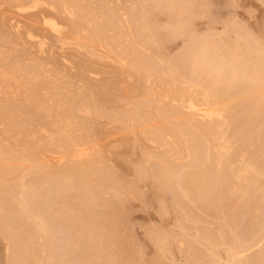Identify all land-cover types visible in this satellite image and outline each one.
Wrapping results in <instances>:
<instances>
[{"label":"bare ground","instance_id":"bare-ground-1","mask_svg":"<svg viewBox=\"0 0 264 264\" xmlns=\"http://www.w3.org/2000/svg\"><path fill=\"white\" fill-rule=\"evenodd\" d=\"M121 1L122 3H120ZM123 1L124 0H0V182L2 183V180L3 183L5 182L3 174L4 172L6 173V177L7 173L17 170L18 173H20V176L21 170L19 172V169L23 170L24 164L29 165L26 166L28 167L26 168L27 170H33V172H35H31L33 173L32 175L37 174L35 181L33 179L35 175L31 177L34 181L31 183L28 182V180H25L26 178L24 177V174L23 176L21 175L22 177H20L21 180L19 179V182L13 181V183H11V180L9 181V185L11 184V186H13L14 184L17 189H21L20 193L17 192L16 194L20 195L17 198L18 200L15 198L17 196H15L16 189L14 186L13 189L9 190L4 187L7 191V194H10V197L9 195H3L4 197L0 196V210L1 212L2 210L5 212L7 211L5 215L3 213V215L0 216V228H4L0 231L4 233V238L7 242L6 250H8V253L12 256L13 253L15 254L17 251L16 256L18 254V256H20L19 259H29L27 262L29 264H32V262L33 264H40L42 261L44 263V260H46V258L44 259V256H49L51 260V257L53 256L50 257V254H42L49 252L46 248L49 245L52 250L57 246L54 245L57 233L53 234V231V235H51L49 230L50 228L48 227L50 221L47 216L44 215L45 211L43 212L44 208L45 210L48 209L47 204L44 201L49 200L47 202H49V210H51L50 213L52 212L54 215L53 218L59 223L62 222L63 224L61 225H64V230H66L64 235L65 237L63 238L65 240L64 244L67 242L66 244H70L69 246L75 247V245L77 246V243L81 241L80 233L81 235L85 233L84 231H86L85 229L88 227L87 224H89V228L99 225L97 224V216L95 217L96 220L93 219V221L91 217H87V213H89V215L91 214V207H107V203H99V201L103 199L100 197H102V195L105 193L111 192V194L116 199H118L120 196L119 192L121 191L119 190L121 187L120 189L116 187H119L123 180L120 176L121 173H117L118 170L115 172L114 168L117 169L121 163L119 162L120 164L114 167L111 163V160L110 162L106 163V160H102L101 157L102 145H107L109 149V146L112 145L109 144V142L116 144V142L119 143L123 141L121 143L124 145L127 144L124 143L126 135L125 137L122 135H119L115 138L112 137L114 139L109 137L113 136L115 133H123V131L125 133V131L130 130V133L127 132L128 134L133 136V134L135 135L136 133L139 134V137H142L143 135L144 140L148 141V143L150 142L154 149H165L164 146H167L166 149L168 150L166 151L168 153H165V150H163L164 153L160 150L162 154L161 152L156 153L155 150L153 151V153L155 152V155L149 154L150 148L147 152L145 151V153L142 150L141 152H143L144 155L146 153V155H148L144 156L146 157V162L144 161V164L147 163V159H150L154 164H157L153 165L152 170H150L149 173L152 172V175H150L152 179L158 183L159 187H164L170 190L172 187L176 189L175 186H173L176 185L178 188L176 191H179L181 188V191L185 193L187 198L190 194L191 196H196L199 199L202 197L207 199L206 196H209L216 186L214 184V180H217V182L220 180L221 183V181L227 182L228 180L230 182V179L232 178L239 182L246 181L247 183V180H249L247 177L250 174H253L256 177H262L263 175L264 178V171L260 168L261 165L257 164L259 161L257 160V162L253 160L255 162L254 163L251 161V158L248 159V156H246V160L245 153L236 159L237 155L239 154L237 153V155H235L236 157L233 156L235 157L234 159L228 160V158H230L229 156H231L230 152L233 148L232 144L236 143L234 141V143L231 144L230 138L228 137L230 130L229 128L233 124L232 121L235 118V116H231L233 118L232 120V118H229V115L232 111L237 110V97L240 96L239 98H241L242 96L240 95V85L238 87L236 85L239 82L241 84L244 82L242 81L243 79H240L242 77H240L241 72L238 75V71L241 68L237 70V66L235 68L232 66L234 69L232 68V72L230 71L229 73L228 69L225 70L228 67H226L225 64L224 66L219 61L215 60V58L210 56L205 46L202 47L201 43L199 45V42L201 41L197 39L195 40L197 43L191 42L192 44L194 43V45L191 44L188 46V48L190 47L192 51V54L189 53V56L191 54V61L189 64H193V73L191 72L190 68L189 70L187 69L188 72L182 68L188 73L190 77L188 75L184 76L183 70L181 69V72L178 70L177 73L179 75H183L178 80L179 75L177 74V77L172 73H176L177 69L180 68L177 67L176 63L174 65V69L176 70H171L172 72L170 71V74L172 75V78L177 77V80H170L172 78L169 77L170 74L168 71L172 69L173 66L168 69V73L162 70L163 75L166 76V74H169V76H167L170 79L168 80L167 76L165 78H167V81L172 82L171 84L165 81L163 75L155 77L152 73L155 71L156 67L159 68V63L164 59L160 54V60L162 59V61L158 60L160 62L158 64L155 63V65L157 64L155 67L153 64L155 59L153 60L152 56L151 58H146V54L149 53H147L146 50L151 46L150 44L153 42L157 43L155 42L157 39L155 40L154 36L152 38L150 36L151 34L149 33L151 32L153 35L154 30H144L146 29L144 27L148 26V24L145 25L146 22H144L145 20L143 21L145 23H143L144 25L142 28L144 31L142 29L141 31H143V33L147 31L150 34L148 35L147 32L145 34V37L148 35V38L146 37L148 39L146 42L148 43L149 47H146L145 45L147 49L144 47L145 50L143 52L142 50L144 48H141L142 44H140V42L141 39L146 38L141 36V38L138 40L137 34V32L139 33L140 30L138 24H140L139 22H142L139 20L141 16L143 18V13L141 16H139L138 13H135L137 12L135 11L137 9L134 7L137 3L139 4L140 1L138 2L135 0L136 4H130V8L131 5L133 6L132 10L135 8V12L132 11V13L134 12L135 14L125 13L128 12V7H126L128 5V0L125 1L126 3L124 2V4ZM114 2L115 6H113ZM120 4L122 6L125 5V7H123L125 9H122V6L119 7ZM138 12L141 14L142 11L139 10ZM128 15L133 16L131 17L133 18L132 20L136 19L137 22L139 21L138 24H136V20L131 21V18H129ZM172 20L174 21V19ZM130 21L131 23L135 22L137 27L135 28L133 25L134 23H132L133 26H131ZM178 23L183 25L187 22L184 21V23ZM185 26L187 25L185 24ZM132 27L134 28L132 29ZM135 29L138 31L136 30V32L133 33V35L136 34L134 35L135 37H133L131 32L135 31ZM174 30L178 31V29ZM140 35L144 34L141 32ZM130 36H132V38ZM149 36L155 41L149 43ZM157 36L158 35H156V37ZM143 43H145V40ZM154 43L152 46L155 45ZM156 45L158 46V43ZM157 46L155 48L151 47L152 49H150L153 51L157 48L162 49L161 46ZM138 47L139 49H142L140 51L141 55L144 53L143 55L145 57L139 55L140 53L137 50ZM190 49H188V51ZM158 52L161 53L160 51ZM158 52H154L156 56H159ZM154 53H152L153 56L155 55ZM152 54L150 53V55ZM142 57H144L146 60H143ZM156 58L159 59L158 57ZM167 58L169 59V56H167ZM182 58L181 60H183ZM158 61L156 60V62ZM177 63L180 64L179 66L182 65L179 63V61H177ZM165 64H167V62ZM189 64L185 65L186 68H188L187 65ZM162 65L163 63H161L160 66L162 67ZM198 65L199 69L201 68L200 70L202 73L198 69L200 73H198L196 70L195 73H197L195 75L193 68L194 66L198 67ZM189 67H191V65ZM197 67H195V69ZM204 69L208 70V73L207 71L203 73ZM226 71L229 74L226 73ZM189 72L193 74V76ZM225 73L228 75L224 76ZM237 75L239 77H237ZM204 76L206 78L209 77V80H206L207 86H203L205 85L203 84V81L206 79H204ZM152 77L154 79L159 78V83H168L170 87H168L167 92L162 90L163 88H167L165 87L167 84L163 86L164 83H161L162 86L160 87H163L162 89L158 88L155 90L157 79L156 84H154L155 87L153 88V84H151V82H154L155 80L153 81ZM161 77L164 79L161 80ZM201 80L203 85L201 84ZM246 80L247 79H245V81ZM253 80L256 81V79H252L251 81ZM208 81L210 82L207 83ZM221 82H225L227 85L229 84V87L226 86L227 88L223 92H221V90L217 91L219 89L217 86L219 83L221 84ZM183 85L186 87H183ZM219 87L221 86L219 85ZM176 88L179 90L177 92L180 93L175 94L174 90H177ZM159 89L162 90L163 93H161ZM170 89L174 90L169 91ZM170 92L172 93L170 94ZM235 98L236 101L233 102L232 100H235ZM119 104H121V106ZM113 106H115L116 109H121V111L116 110ZM226 115H228V117ZM237 116L239 117V114ZM104 118L107 119V121L110 120V126L112 123L113 126H107L106 129L102 131V127L100 128V125L103 126L101 122ZM114 123H118L121 126H118L117 128L115 127L116 125L114 126ZM133 130H135V132L132 134ZM105 132L107 135L111 133L113 134L108 135L107 138ZM101 133L105 134V137L103 135L102 137ZM116 134L115 136H117ZM234 135L236 136V134ZM136 136L138 137V135H135V138ZM129 138H127L128 141ZM141 139H143V137ZM178 139H181L182 141L184 140L186 143L185 145L187 146L185 149L187 153L184 151V149H181L183 146L180 148L181 150H179L180 144H178L179 141L177 142ZM135 140L140 141L139 139H134V141ZM100 141L102 144L99 143ZM145 141L143 145L147 143ZM188 141H190V145ZM89 143L94 145L92 146L93 148L88 147L90 146ZM179 143H181V141ZM211 143L215 144H213V147L216 149V157L214 156V161L208 162L210 166L208 163H206L207 166L205 164L203 166L202 160L204 158L207 157L208 161H210L209 158H211ZM236 144L239 145L238 143ZM136 145L138 147H142V144L140 143L139 145L138 142H134V145L131 146L136 147ZM145 145L144 150H146ZM168 146L170 148H168ZM134 147H132V151L135 149ZM141 147L139 148L141 149ZM103 148L105 150L106 146ZM108 149L105 151L110 152L111 149ZM52 150L55 151L54 154H58L59 157L56 158V156L53 158L55 160L52 159L48 162L46 159L47 155L52 157L56 155H50V153H47L49 151L51 152ZM152 150L150 153H152ZM112 151L114 152V150ZM132 151H130V153ZM181 151H184L183 153H186L185 155L189 159V161H184L183 159L185 163H188V166H196L197 164H201L195 168L201 166L206 167L205 173H201V169H203L202 167L200 168L198 174V171L195 170L196 174H193L195 171H192V173H190L193 175H191L188 172L191 171L192 168L188 172H185L186 170L184 171L183 169L186 164L182 165L183 162H181L180 166L177 165V162L175 163L177 160L175 159L178 157L176 156L175 159L173 157L174 155H180L182 153ZM109 152H107V154ZM52 153L53 152H51V154ZM137 153L138 152L136 151V154ZM235 153L236 152L233 150V154ZM241 153L242 152H240V154ZM117 155L118 158L119 154ZM141 155L142 154H140V156ZM246 155H249V152L248 154L246 153ZM262 155V157H264V153ZM111 156L112 155H110V157ZM181 156L182 158L184 157V155H180V157ZM259 158L260 157L258 156V159ZM261 158L259 160H263ZM105 159H108V156L106 157L105 155ZM123 159H120L121 162ZM181 159L179 158V160ZM225 159L228 160L227 164L230 167L229 169H227L228 166L225 165ZM19 160L23 167L20 165V163L19 167L17 164V166L15 164L11 165L12 163H15L16 161L18 162ZM53 161L56 162L50 163ZM116 161L118 162V160ZM59 163L64 167H62V165H59L58 168L57 166H54L55 164L58 165ZM109 163L112 164L113 168ZM128 163L129 162L126 164ZM51 164L54 165L52 166ZM135 164L138 163L135 162ZM129 165L130 164H128V166ZM49 166H51V168ZM211 166L213 167L214 171L212 169L210 170L214 172V175L212 173H210L211 175L208 174L209 168ZM224 166H226V168ZM134 167L133 168L137 172V175L141 176V178H143L142 176L144 175L148 177L147 174L142 172L145 166L142 167V170L141 168L136 170L138 167H140L139 165L137 168L136 166ZM148 167L149 166H147V168ZM5 168L12 170L6 172L7 170ZM145 169L146 167L143 171H145ZM147 171H145V173H147ZM13 172H11V174ZM27 172L29 171H26L25 173ZM10 177L11 176L9 175V178ZM15 178H17V176ZM38 179L43 180L46 185L44 183V185L40 187L39 184H37L39 181ZM148 179L150 180V177ZM191 181H193L194 186H192ZM260 181L253 182L251 186H257V184L259 186ZM132 182L134 183V181ZM175 182L176 184H174ZM188 185H191L194 190L190 189L191 186L188 188ZM120 186H123V183ZM240 186L242 187V185ZM2 188L0 191L4 192ZM176 191H174L175 195ZM122 195L123 194H121V197H123ZM179 197L181 198V196ZM192 198L193 197H191V199ZM126 199L127 198H125V200ZM58 200L60 204L57 203ZM205 201L206 200L203 202L205 203ZM115 207L116 208L113 209V212L117 213L116 218L113 220L106 219V222H102V225L118 227L121 218L119 214L120 209L118 206ZM237 213L238 212H236V214ZM50 216L52 217V215ZM60 230L58 231L59 233ZM116 233V228H111L109 235L115 236L119 239V235ZM47 236H50L49 239L51 238V240L47 239L50 241V243L49 245L47 244L48 246H45L46 242L43 241V244L42 240H44L45 237L47 238ZM61 236L62 235H60V237ZM38 241H41V245L43 244L42 246L40 245L41 248H39V243H36ZM22 243L24 245H22L20 248L19 246H21L20 244ZM60 244L62 245V243H59L58 246ZM35 245L39 246L35 248H38V250L40 249V252L44 251V248H46V251L42 252L41 254L40 252L35 254ZM61 245L59 246L60 249ZM74 247L73 249L72 247L68 248L69 251L70 249L71 252L72 250L75 251ZM52 250L50 252H52ZM82 252H85V247ZM39 254L40 258L42 255L43 259H41L42 261L38 260V263L37 258L35 259L34 255L38 256ZM63 254L65 255V253ZM6 255L8 256V254ZM64 255L62 256L65 258ZM15 258L16 262H19L17 261V257ZM56 260H58V258ZM59 260L61 259L59 258ZM49 261H47V264L51 263V261L48 263ZM52 261L56 263L53 258Z\"/></svg>","mask_w":264,"mask_h":264},{"label":"rangeland","instance_id":"rangeland-1","mask_svg":"<svg viewBox=\"0 0 264 264\" xmlns=\"http://www.w3.org/2000/svg\"><path fill=\"white\" fill-rule=\"evenodd\" d=\"M125 1H127V0H124L123 4ZM129 1L130 0H128V3H127L128 5L126 6V7H128V10L126 9L128 12H125V13L133 14L135 11H137L135 13H138L139 16H141L143 13V18L141 16L140 20H139L142 22L138 21L141 24V26H140V24H138L136 19H135L136 21L132 20L133 18H131V17H133V16L128 15L129 18H131V21H135L136 24H138V27L140 28L139 33L137 32L138 40H139V38H141V36L145 37V34L147 31H145V33H143L144 30H147V29H148V31L154 30L155 32L153 31V33H154L153 35L151 32H149L151 35L148 32L147 33L152 38L154 36L155 40L156 39L157 40L155 41L154 39H152L149 36V38L152 39V40L149 39V41H150L149 43H152L153 41H155L158 43V46L159 47L161 46V48H162V49L157 48L158 50L156 49L154 51L151 50L152 49L151 47L155 46L157 43L153 42L155 45L152 46V44H153L152 43V44H150L151 46L149 47L148 43L146 42V40H148L147 39L148 35H146V37H147V38L145 37L146 39L143 38L145 40V43H147V44L143 43L144 40L141 39V42H140V44H142L141 48L143 49L145 47V45H146V47H149L148 49L145 47L147 49L146 52L147 53L149 52L148 54H146L147 55L146 58L147 57L151 58V56H152L153 60L155 59L154 60L155 62L152 60L154 62L153 63L154 65H155V63L158 64L160 61H162V59L160 60V54L162 55L161 57H163V59H164L163 60L164 62L162 61L159 64L161 65V63H163V65H165V66L162 65V67H161L159 65V68H158V67H156L157 64L155 65V67H156L155 71H153V73H152L155 77H157L159 75H163L162 70L164 72L165 71L167 72L168 69L171 68V66H173V67H172V69H170L168 71L169 74H170L171 70H176V69H174L175 63L177 65V67H180V68L177 69L176 73L171 71L174 75L177 76L178 70H179V72H181L182 68H184L187 72L190 68L191 72H192V67H193L192 65L193 64H189V62L191 61L190 56L192 54V51H191L190 47L188 48V46H190L192 44L191 42H195V40H197V39H199L201 41V42H199V45L201 43L202 47L205 46V48L208 50V53L210 54V56L215 58V60L219 61L221 64H223V65L225 64L226 67H228L226 69L224 67V69L225 70L228 69L229 73H230V71L232 72L233 67L235 68L237 66L238 67L237 70H239V68H241L238 71V75L241 72L240 77L241 76L242 77L240 79L241 80L243 79L242 81H244V82L241 84L239 82L240 80L238 81L239 83H237V81H236V83H237L236 85H237V87L240 85V87H239V89L241 90L240 95H242V96H241V98H239L240 96L237 97V102H238V103L236 102L237 110L232 111L230 113V115L227 113L230 116L229 118H232L231 116H233V117L235 116L234 120H233V118H232V120L235 121L236 123L239 122L236 124L235 122L232 121L233 124L229 128L231 131L229 130V134H228V137L230 138L231 144L234 143V141H235L239 145H237L236 143L232 144L233 148H235V149L237 148V149L235 150L232 148L234 150V152H236L235 154H233V150L231 149V152H230L231 156H229L230 158H228V160L234 159L236 157L235 155H237V153L240 154V152H242L240 155L239 154L237 155L236 159H238L242 154L245 153V159L247 158L246 156H248V159L251 158V161H253V160L257 161L258 160L259 163H257L258 161L256 163L258 165H261V166L263 165L262 167L260 166V168L264 171V163H263L264 157H262L263 156L262 154L264 153V132H263L264 131V0H136L138 2L140 1L139 4L138 3L136 4L135 0H131L130 2ZM134 1H135V3H134ZM120 3H122V1ZM114 4H115V2L113 3V6H115ZM130 4H133V5L136 4V6H134V7L137 10L134 11L135 8L132 10L133 6L131 5V8H130ZM120 6H122V5L120 4L119 7ZM123 7H125V5L122 6V9H125ZM129 10H130V12H129ZM139 10L142 11L141 14H139L140 13V12H138ZM123 11H125V10H123ZM132 11H134V12L132 13ZM172 19H174V21ZM131 21H130V23H131ZM143 21L146 22V24ZM155 21H156V24H155ZM184 21L187 23H184ZM135 22H132V23H134L133 25L136 28L137 26L135 25ZM178 22H182L184 24L182 25ZM132 23H131V26H133ZM143 23L145 25L148 24L149 27L145 26L144 28H146V29L143 30L142 29L143 25H144ZM177 24L179 27L177 26ZM185 24L187 26H185ZM133 28L134 27H132V29ZM141 29L143 31H141ZM174 29H178V31L176 30L177 31L176 32ZM136 30L137 29H135V31L132 30L133 32H131L132 33L131 35L133 37H135L134 35H136V34L133 35V33L136 32ZM141 32L144 35H140ZM156 35H158V36L156 37ZM132 36H130V37L132 38ZM161 39H163V40H161ZM195 43H197V42H195ZM143 44H144V46H143ZM192 45H194V43ZM155 47H153V48H155ZM197 47H198V45H197ZM141 48L139 49V47H138V49H137L138 52L140 53L139 55H141V52H140L142 50ZM145 48L142 50L143 52H144ZM187 48L190 50L188 51ZM186 49H187V51H186ZM150 50H151V52H150ZM155 51L161 52V53L158 52L159 56H156V54L154 53ZM150 53L151 54L154 53L155 55L154 56H153V54L150 55ZM163 53H165V54H163ZM189 53H191L190 56H189ZM143 54L141 56H144ZM164 55H165V57H164ZM167 56H169V59L167 58ZM144 57H142L143 60L145 59ZM156 57H158L159 59H157ZM170 58H172V59H170ZM181 58L183 60H181ZM156 60L157 61L160 60V61L156 62ZM168 60H170V61H168ZM176 60L179 61V63H181L182 65L183 64L184 65L179 66L180 64H178ZM186 61H187V63H186ZM150 62H151V60H150ZM166 62H167V64H165ZM169 63H170V65H169ZM186 64H189V65H187L188 68H186V66H185ZM190 65H191V67H189ZM160 67H161V69H160ZM195 67H197V66H194V68H193L194 73L196 70L198 71L199 65L196 69H195ZM166 68H167V70H166ZM185 70H183L184 76L188 75V73L185 72ZM205 71H207V73H208V70H205V69L203 70V73ZM155 72H157V73H155ZM200 72H201V70H200ZM200 72L198 71V73H200ZM228 72L226 71V73H228ZM196 73H195V75H196ZM226 73L224 76L229 74V73L228 74H226ZM156 74H158V75H156ZM169 74H166V76L167 75L169 76ZM205 74H203V75H205ZM182 75H179L178 80L180 79V77H182ZM191 75L193 76V74H191ZM238 75H237V77H239ZM163 76H164V78L166 77L165 75H163ZM168 76H167V78H168ZM171 76L172 75L170 74L169 77L172 78ZM177 77H174L172 79L168 78V80L169 79L174 80ZM164 78H162L161 80H163ZM167 78H165V81L169 82V84H171L172 82L167 81ZM205 78L206 77L204 76V79ZM156 79H157V84H156ZM156 79L153 78V81L154 80L155 81L151 82V84H153V88L155 87L154 84H156L155 90L158 88L162 89L163 87H160V86H162V84L164 83L163 86H165V84H167V86H165L167 88H163L162 90L167 92V89H168V87H170V85L168 83H165V82L159 83L158 82L159 78H156ZM207 79L209 80V77L203 81V84H205V85L202 84V80H201V84L203 86H207L206 85ZM245 79H247V80L245 81ZM248 79L249 80L250 79L251 80L256 79V81L255 80L249 81ZM209 82L210 81H208L207 83H209ZM151 84H150V86H151ZM159 84H161V85H159ZM157 85H159V86H157ZM219 85L221 87H219ZM219 85L217 86V88H219L217 91L221 90V92L225 91V89L227 88L226 86L229 87V84L227 85V83H225V82L224 83L221 82V84L219 83ZM222 85H225V86H222ZM184 86L185 85H183V87ZM176 89L177 90H174V89L171 90L170 89L169 91L174 90L175 94L180 93V92H177V91H179L178 88H176ZM162 90H160L161 93H163ZM160 91H158V92H160ZM171 93L172 92H170V94ZM232 101L235 102L236 98H235V100H232ZM119 105L121 106V104H119ZM113 107L115 108V106H113ZM116 110L121 111V109H116ZM120 111H118V112H120ZM238 114H239V117L237 116ZM228 115H226V116L228 117ZM236 118H237V120H236ZM248 119H249V121H248ZM105 120H106V125H105ZM101 124H103V126L105 125L104 126L105 128L100 125V128L102 127L101 130L104 131L107 126L108 127L110 126V120L107 121V119L104 118V119H102ZM238 125H240V126H238ZM112 126H113V123L111 124L110 127H112ZM114 126L118 128V126H121V125L118 123H116V124L114 123ZM237 128H239V129H237ZM242 128H243V130H242ZM240 130H242V131H240ZM129 131L130 130H127V131H125V133H127V132L130 133ZM136 131H137V129H136ZM234 131H236V132H234ZM134 132H135V130H133L132 134ZM119 133H117V134L115 133L117 136H115V134H113V133L108 134V135L113 134V136H109L111 138L112 137H114V138L118 137L119 135H122L124 137L126 135V139L129 138L130 134H128V133L125 134L124 131H123L124 134L121 132H119ZM105 134L107 137L108 135L106 132H105ZM105 134L101 133V136L103 135L105 137ZM234 134H236V136ZM135 135H138V137H139V134L135 133ZM135 135L134 134H133V136L130 135V138H129L130 142L128 141V139L127 140L125 139L124 143L125 144L127 143L126 145L121 143L123 141H121L119 143L116 142V144L109 142V144H112V145H110V146L108 145L109 149H111L110 152L107 151V152H109L108 154L105 151L108 149L107 145H102V147H101V149H102V151H101L102 160L103 159H104V161L106 160L105 161L106 163L110 162V160H111V163L113 164L114 167H116L117 165H119L121 163L122 166L119 165L117 167V169L116 168H114V169H115V172L118 170L117 173L118 172L121 173V175L120 174H118V175H120L122 180H123L121 182V184L123 183V186H120L121 185L120 184L119 187H116L119 189L121 187V189L119 190L121 192H119L120 196L118 197V199L114 198V196L111 194V192H109L110 194L105 193V194H103L104 196L102 195V197H100L103 199H101L99 201V203L105 202V203H107V207H104V206H93V207H91L92 210H90V212L93 215H91V214L89 215V213H87L88 211L86 212L87 217L88 216L91 217L92 221L97 216L98 217V218L96 217V219L98 220L97 224H99V225H97V226L95 225L93 228L92 227L89 228V224H87L88 227L85 229L87 232L84 231L85 233L82 235L80 233V236H81L80 240L81 241L78 242L79 245L77 243V246L75 245V247H74V246H69L70 244L69 245L66 244L67 242L64 244L65 240L63 238L65 237L64 235H65V231H66V230H64L65 229L64 225H61V224H63L62 222L59 223L57 220H55L53 218L54 215L52 214V212L50 213L51 210H49V204H48L49 202H47L49 200L45 199L47 201H44V202L47 204V207H48V209H47V207H46V209L49 212L47 210H45V208H44L43 212L45 211L44 215L47 216V218L50 221L49 222L50 224H48V227L50 228L49 229L50 233H51V235H53L54 233H57V235L60 234L62 236L60 237V235H58V236L56 235V239H55L56 241H55L54 245L55 246L57 245V246L53 250L51 249V247L49 245L50 241H48V240H51V238L49 239L50 236H47V238L45 237V239L42 240V242L43 241L46 242L45 246L47 244L49 245V246L47 245L48 247H46L49 252L43 253L42 255H45V254L49 255L50 254V257L53 256V257H51V260H50L49 256H44V259L46 258V260H44V263L41 260V259H43L42 255L40 258V254L42 252L46 251V248H44L45 246L42 247L45 250L40 252L39 251L40 249L38 250V248H35V247H39L41 245V241L36 242V243H39L38 244L39 246L38 245L34 246V248L36 249V250H34V252H35V254L36 253L38 254L40 252V254L38 256L34 255L35 259L37 258V262L39 263V261L41 260L43 264H45V263L47 264V261L50 260L51 263H50V261L48 262L50 264H61V263L64 264V262H65V264H264V194H262V193H264L263 175H262V177H260V176L256 177L253 174H250L247 177V179H249V180H247V183H246V181L239 182L236 179H232V178L230 179V182L228 180L227 182L221 181V183H220V180H218V182H217V180H214L216 183L214 181L213 182L216 186L214 187V185L212 184V186L214 187V190H212V192L210 193V195H209L210 197L206 196V198L208 200L203 198V197L200 198L201 199L200 200L198 197H196V196L194 197L193 195L191 196L190 194L187 198L185 193L181 191V188L179 189V191H176V189L178 190L176 185H173V186H175L176 189H174L172 187L170 190L167 188H164V187H159L158 183L154 179H152V177H151L152 172L149 173L150 170H152L153 165H157V164H154L150 159H147V163L144 164L146 162L145 161L146 157H144V156H148V155H146L147 153L144 155L145 151L147 152L150 148V152L152 149L153 150H152V153L149 152V154L155 155V152L156 153L161 152V151L163 152V150H165L164 151L165 153H168L166 151V150H168V149H166L167 146H164L165 149L160 148L161 151L159 149H154V147L151 146L150 142L148 143V141L144 140L143 135H142L143 139H141L142 137L138 138L137 136L135 138ZM237 136H238V139H237ZM133 137H134V139H139L140 141H138V140L134 141ZM107 138H105V139H107ZM114 138H112V139H114ZM132 140L136 143L138 142L139 145L141 143L143 148L141 146H139V147H141V149H140L137 145H136V147L131 146V145H134V142ZM103 141H105V140H103ZM144 141L147 142V143H145L146 145L144 144L146 150H144V145H143ZM178 141L179 142L181 141L182 144L179 143ZM105 142H104V144H105ZM177 142H178V144H180L179 150L184 149V151H186L185 147L187 145H185L186 143L184 142V140L182 141L181 139H178ZM189 142L190 141H188V143ZM99 143H101V141ZM99 143H97V144H99ZM254 143H256V144H254ZM101 144H99V145H101ZM213 144L214 143H211L212 146L210 145L211 146V149H210L211 150V152H210L211 158H209L210 161H208V158L206 156H204V157H206V158H204L206 160H204V159H203L204 161L202 160L203 166H204V164L207 166L206 163L214 161L213 159H215V157H216V149H214ZM89 145L91 146V147L88 146L89 148H93L92 146H94L91 143H89ZM189 145H190V143H189ZM105 146L107 149L105 148V150H104L103 147H105ZM123 146H125V147H123ZM146 146H148V147H146ZM132 147L135 148L134 149L135 152H134V150L132 151V149H133ZM115 148H116V150H115ZM138 148L140 149V152H139ZM168 148H170V147L168 146ZM241 148H243V149H241ZM112 150H114V152ZM142 150L144 153L141 152ZM154 150H155V152L153 153ZM115 151H117V152H115ZM118 151H119V153H118ZM130 151H132V152L130 153ZM136 151L139 154L138 153L136 154ZM184 151H181L182 153L180 155H184L185 158L184 157L182 158V156L180 157L179 154L174 155V157H173L174 159L176 156L178 157L177 159H175L177 161L174 160L175 163L177 162V165L180 166L181 162H183L182 165L186 164V166H184V169H183L184 171L186 170L185 172H188L192 168V170L189 171L188 173H190V172L192 173V171L196 170V171H198L197 172V174H198L200 168H202L203 166L197 167V168H195V167L200 166L201 164H199V165L197 164L196 166H194V165L188 166V163L184 162L185 160L189 161V159L185 155L187 153V151H186V153H183ZM238 151H240V152H238ZM51 152H53V153L51 154ZM51 152L49 151L47 153H50V155L56 154V153L54 154L55 151H53V150ZM162 152H161V154H162ZM248 152H249V155H246V153L248 154ZM47 153H46V155H47ZM116 153L119 154V157H118L119 159L117 158L118 155ZM132 153H133V155H132ZM104 154L106 155V157L108 156V159H105ZM109 154L112 156L110 157ZM140 154H142V155L140 156ZM213 154H215V155H213ZM48 156L49 155H47V157H46L48 162H49V160H52L56 156H57L56 158L59 157L58 154H56L53 157L52 156L48 157ZM233 156H235V157H233ZM258 156L260 158L262 157L261 159H263V160H259L260 158L258 159ZM212 157H214V158H212ZM48 158H51V159H48ZM179 158L180 159L182 158V159L179 160ZM120 159H123L122 162H124V163H122ZM183 159H184V161H183ZM53 160H55V159H53ZM116 160H118V162ZM148 160H150V161H148ZM225 160H226V161H224V162H226L225 165L228 166L227 169H229L230 167L227 164L228 160L227 159H225ZM134 161L138 164H135ZM261 161H263V162H261ZM54 162H56V161H53L50 163H54ZM125 162L126 163L129 162L128 164H130V165L128 166V164H126ZM260 162L263 164H261ZM19 163H20V160L18 162L16 161L15 163H12L11 165L17 164L19 167L20 165H22L21 163L19 165ZM140 163H141V165H140ZM112 164H110V165L113 168ZM51 165L53 166L54 164H51ZM59 165H62V164L59 163L58 165L55 164L54 166L55 167L57 166V168H58ZM138 165L140 167L137 168ZM146 165L149 167L147 168ZM208 165H209V163H208ZM26 166H29V165L24 164V167L22 165V167L24 168L23 169L24 171L22 169H19V172L21 170V175L23 176V174H24L25 175L24 177L26 178L25 180L26 181L28 180V182L31 183L33 181V179L35 181V179H36L35 177H37L36 176L37 174H34L35 176L32 175L35 172H33V170H27L26 168H28V167H26ZM134 166H136V168H137L136 170H139L140 168L142 170V167L145 166L146 167L145 171H147V170L148 171H147V173H145V171H143L145 168L144 167L142 172H144V174H147L148 177L146 175H144V176H142L143 178H141V176L137 175V172L135 171ZM226 166H224V167L226 168ZM49 167L51 168V166H49ZM62 167H64V166L62 165ZM7 168H5L7 170V171L5 170L6 172L12 170V169L8 170ZM186 168H189V169H186ZM235 168H236V165H235ZM210 169H212L214 171L213 167L211 166L209 168V171L207 168V171L209 173L208 172H206V173H208V174L212 173L214 175V172L211 171ZM133 170L135 173L133 172ZM13 171H11V172H13L15 174H13V173L11 174V172H10V173H7L6 177H5L6 173L5 172L3 173L4 174V181L5 182L8 181V182H6V183L4 182L5 185L3 183V180H2V183L0 182L1 183L0 187L1 188L3 187L2 189L4 190V192L0 191L1 197L3 195L4 196L9 195V197H10V194H7V191L5 190V188L7 190H9V189H13L14 187L16 189L15 196H17L15 198L17 199L20 196L19 194L18 195H16V194H17V192L20 193L21 189L18 188L19 189V191H18V189L16 188V186L14 184H13L14 187L11 186V184L9 185L10 180H11L10 181L11 183H13V181L19 182L21 180L20 177H22L21 175L19 176L20 173H18L17 170L16 171L13 170ZM26 171H29V172L25 173ZM129 171H130V173H129ZM196 171L193 174H196ZM201 171H200L201 173H205L206 167H203V169H201ZM31 172H33V173H31ZM193 174H191V175H193ZM9 175L14 180L11 177L9 178ZM15 175L17 176V178H15L16 177ZM31 177H33V179ZM144 177L147 180H145ZM149 177H150L151 181L148 179ZM250 178H251V180H250ZM15 179H17V180H15ZM137 179H139V180H137ZM234 180L236 181V184L239 183L240 185H242V187L239 184L236 185ZM132 181H134V183ZM193 181H191L192 186H194ZM255 181L256 182L260 181L259 186L256 183L259 189L257 188L256 185L253 187L251 186V184ZM28 182H26V183H28ZM44 183L45 182L43 180H39L37 184H39V186L41 187L44 185ZM126 183H127V185H126ZM140 183H141V185H140ZM154 183H156V184H154ZM49 184H50V182H49ZM174 184H176V182ZM223 184H224V186H223ZM45 185H46V183H45ZM243 185L245 188L243 187ZM149 186H150V188H149ZM190 186L191 185H188V188ZM192 186L190 187L191 190L193 189ZM46 187H48V186H46ZM186 187H187V185H186ZM130 188H131V191H130ZM133 188H134V190H133ZM162 188H163V191H162ZM146 189H148V190H146ZM257 189H258V191H257ZM172 190L176 191V195H175L174 191H172ZM1 192H2V194H1ZM5 193H6V195H5ZM121 194H123L122 195L123 197H121ZM125 195H127V196H125ZM179 196H181V198ZM47 197H48V195H47ZM175 197H176V199H175ZM191 197H193V198L191 199ZM243 197L244 198L247 197L246 198L247 202H246V199H244ZM125 198H127V199L125 200ZM48 199H49V197H48ZM178 199H180V200H178ZM204 200H206L205 203L203 202ZM57 203L60 204L59 200ZM58 204H57V206H58ZM242 205H243V207H242ZM115 206H118L120 209L119 214H120L121 218H120L118 227H111V226L102 225V222H104L106 219L113 220L116 218L117 213L113 212V209L116 208ZM244 208H245V210H244ZM11 211H13V210H11ZM92 211L93 212L95 211V212L93 213ZM236 212H238V213L236 214ZM3 213L5 215L7 213V211L5 212L2 210V212H1V210H0V214H1L0 216H2ZM46 213H48V214H46ZM50 215H52V217ZM91 218H90V220H91ZM51 220H52V223H51ZM87 220H89V219H87ZM99 220H101V221H99ZM53 225H54V227H53ZM111 228L112 229L116 228V232H117L116 234L119 235V239L116 238L115 236L109 235ZM2 229H4V228H2ZM2 229L0 228V230H2ZM59 230H60V233L58 232ZM52 232H53V234H52ZM172 234H174V235H172ZM1 236H3V237H1ZM3 238H4V233L1 232L0 233V264H25V262H26V264H29V263H27L29 259L28 260L24 259V258L19 259L20 256H18V254L16 256L17 251L15 252V254L13 253V255L15 257H17V259H18L17 261H19V262H16V258L13 255L11 256L8 253V250H6L7 242H6L5 238L4 239ZM44 242H43V244H44ZM59 243H62V245H63V247H62V245L60 244L61 249L59 247L60 245L58 246ZM180 244H181V246H180ZM20 245L21 246H19V247L21 248L22 245H24V244L22 243ZM41 246L39 248H41ZM65 246H67V247H65ZM70 247H72V249L74 247L75 251L72 250V252H71V249L69 251L68 248H70ZM84 247H85V252H82ZM48 248H50L52 250V252H50L51 250ZM65 248H66V250H65ZM37 250H38V252H37ZM41 250H43V249H41ZM59 251L61 252L62 255H64L63 253H65V255H64L65 258L60 254ZM66 252H67V254H66ZM74 252H75V254H74ZM6 254H8V256ZM51 254H55V255H51ZM75 255H76V257H75ZM55 256H57V257H55ZM52 258H53V260L56 261V263L52 261ZM55 258L56 259L58 258V260H56ZM59 258L61 260H59ZM6 261H7V263H6ZM8 261L11 263H9ZM42 263L40 262V264H42ZM32 264H33V262H32Z\"/></svg>","mask_w":264,"mask_h":264}]
</instances>
